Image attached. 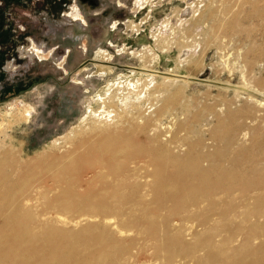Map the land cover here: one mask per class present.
Wrapping results in <instances>:
<instances>
[{"label": "rangeland", "instance_id": "obj_1", "mask_svg": "<svg viewBox=\"0 0 264 264\" xmlns=\"http://www.w3.org/2000/svg\"><path fill=\"white\" fill-rule=\"evenodd\" d=\"M137 1L0 0V142L4 140L20 150L22 158L31 162L26 173V195L40 184L55 187L54 174L42 177L37 172L51 161L52 154L59 155L52 143L64 145L65 134L88 118L90 110H96V115L105 112L98 98L110 92L133 96L138 102L143 98L141 103L154 93L165 115L181 113L183 134L190 136L188 142L216 152L228 149L231 137L235 142L240 139L239 145L252 148L264 166V107L253 99L264 100V21L246 16L251 9L249 0H225L226 6L215 5L213 0H142V6L136 5ZM212 13L233 26L219 28L220 21H213ZM32 44L52 52L38 58L30 54ZM143 46L153 48L158 58L153 61L149 55L141 57ZM186 78L189 82L183 88L180 84ZM135 81L139 83L137 88L125 84ZM152 103L149 112H154V100ZM27 107L32 109L31 115L10 124L11 112ZM165 115L161 120L168 124L165 127H171V118ZM75 141L68 140L71 144ZM42 152L45 154L41 158H33ZM63 163L71 165V161ZM79 170L69 175H80ZM203 207L199 212L192 205L169 204L168 222L172 225H163V214L156 219L159 235L175 233L184 244H190L189 250H183L179 242L170 252L160 251L159 247L166 245L164 238L145 242L143 230L130 227L122 237L129 252L127 260L222 263L215 257L204 260L210 252L204 241L208 232L200 239H190L206 226L201 217ZM245 214L243 210L229 220L240 222ZM116 215L111 214L112 222ZM258 217L262 223L264 216ZM214 220L218 235L212 247L238 244L239 237L236 241L227 237L229 229L225 226L230 222L224 217Z\"/></svg>", "mask_w": 264, "mask_h": 264}, {"label": "bare ground", "instance_id": "obj_2", "mask_svg": "<svg viewBox=\"0 0 264 264\" xmlns=\"http://www.w3.org/2000/svg\"><path fill=\"white\" fill-rule=\"evenodd\" d=\"M143 2L135 3L142 6ZM213 2L220 6L227 4L225 0ZM249 2L251 9L246 16L264 21V0ZM213 18L220 21L216 13ZM221 21L219 28L233 26L226 19ZM152 49L143 46L141 57L149 55L150 60H156L158 55ZM30 53L45 58L51 52L32 44ZM138 82L125 84L136 87ZM188 82L187 78L182 79L180 86L186 88ZM114 94L99 96L105 112L98 116L96 110L89 109L90 116L65 134L64 145L52 143L59 155L52 154L51 161L37 172L42 177L54 174V188L40 184L26 195V173L31 162L22 158L20 150H14L4 140L0 142V264H150L152 259L141 263L138 258L128 261L129 252L122 237L130 227H136L143 230L145 242L156 243L161 236L156 219L163 214V225L171 226L167 211L173 203L192 205L199 212L204 206L201 217L206 226L190 239H200L208 232L204 241L210 252L205 261L215 257L223 260L220 264H264V221L257 220L258 216H264V166L256 159L255 151L241 147L240 139L235 142L231 137L228 149L211 152L204 145L187 141L189 135L183 134L181 113L165 115L154 93L143 104L140 96L138 102L132 95ZM253 99L264 107L263 99ZM153 100L154 112H149ZM31 113L30 107L13 110L9 122L25 121ZM164 115L171 118L168 121L171 127L163 124ZM2 125L0 122V129ZM71 138L76 139L73 144L68 142ZM44 152L33 158H41ZM64 160L71 161V165L64 164ZM77 170L80 175H69ZM243 210L246 214L240 222H230L231 217ZM111 214H117L113 222ZM216 217L230 222L225 226L229 229L227 237H239L238 244L212 247L213 238L218 235ZM161 237L166 245H161L160 251L170 252L179 242L183 243L180 246L183 250L190 249V244H184L175 233L165 231Z\"/></svg>", "mask_w": 264, "mask_h": 264}, {"label": "crops", "instance_id": "obj_3", "mask_svg": "<svg viewBox=\"0 0 264 264\" xmlns=\"http://www.w3.org/2000/svg\"><path fill=\"white\" fill-rule=\"evenodd\" d=\"M37 47V46H36ZM39 48V47H38ZM50 52H52V50H50ZM31 55H33L32 53H30Z\"/></svg>", "mask_w": 264, "mask_h": 264}, {"label": "built area", "instance_id": "obj_4", "mask_svg": "<svg viewBox=\"0 0 264 264\" xmlns=\"http://www.w3.org/2000/svg\"><path fill=\"white\" fill-rule=\"evenodd\" d=\"M0 4H1V2H0ZM1 70H3V69L1 68Z\"/></svg>", "mask_w": 264, "mask_h": 264}]
</instances>
